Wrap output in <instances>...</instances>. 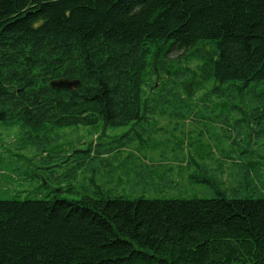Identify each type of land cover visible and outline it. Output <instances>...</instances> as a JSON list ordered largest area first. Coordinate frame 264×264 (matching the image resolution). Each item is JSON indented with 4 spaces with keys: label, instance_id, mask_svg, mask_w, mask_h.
I'll use <instances>...</instances> for the list:
<instances>
[{
    "label": "trees",
    "instance_id": "1",
    "mask_svg": "<svg viewBox=\"0 0 264 264\" xmlns=\"http://www.w3.org/2000/svg\"><path fill=\"white\" fill-rule=\"evenodd\" d=\"M180 52L198 67L166 81ZM205 88L264 119V0H0L8 125L151 122ZM194 158L211 198L0 200V264H264V196H230Z\"/></svg>",
    "mask_w": 264,
    "mask_h": 264
},
{
    "label": "rangeland",
    "instance_id": "2",
    "mask_svg": "<svg viewBox=\"0 0 264 264\" xmlns=\"http://www.w3.org/2000/svg\"><path fill=\"white\" fill-rule=\"evenodd\" d=\"M171 58L166 81L198 67L182 52ZM206 90L187 105L162 104L151 122L107 130L102 121L39 128L0 121V200H79L97 188L130 199L211 198V187L190 178L202 173L192 155L230 196H264V119H244L232 109L238 99L205 97Z\"/></svg>",
    "mask_w": 264,
    "mask_h": 264
}]
</instances>
